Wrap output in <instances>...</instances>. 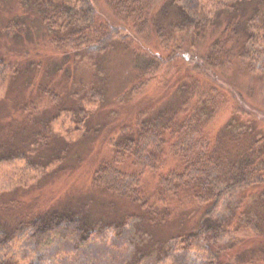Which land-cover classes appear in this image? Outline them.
Masks as SVG:
<instances>
[{
    "label": "trees",
    "instance_id": "1",
    "mask_svg": "<svg viewBox=\"0 0 264 264\" xmlns=\"http://www.w3.org/2000/svg\"><path fill=\"white\" fill-rule=\"evenodd\" d=\"M18 1L20 11L9 12L7 21L2 20L6 23L0 26V42L30 44L33 40L24 35L37 32L57 59L47 60L48 67L42 68L43 60L7 57L0 47V89L7 86L6 96L0 99V117L21 114L19 120L11 118L7 133L0 127V136L6 134L0 138V159L24 157L30 166L40 168L78 159L72 148L81 139L64 141L52 130V122L65 111L89 117L86 124L91 133L100 129L91 127L97 112L82 113L87 106L85 95L79 107H68L66 100L77 102L76 91L56 81L59 76L70 78V66L78 60L87 57L98 65L100 57L113 53L128 56L136 73L130 93L171 70L179 72L186 64L163 102L145 105L131 120H122L108 140L111 158L94 172L98 188L138 205L128 216L137 217L139 234L148 236L147 241L141 237V247L119 264H146L150 256L163 261L191 250L203 253L201 264H264V131L258 121L264 118V110L254 103H241L242 91L218 75L219 69L240 65L264 81V0H217L211 10L203 0H105L115 22L100 19L93 0ZM217 17L223 18L222 28L200 54L193 48L195 33L215 23ZM93 72L89 86L97 87L105 97L106 90L100 87L106 78L98 70ZM167 79L164 84L172 78ZM17 86L32 88L36 99L49 101L51 109L39 111L32 93L24 97L32 107L26 100H12ZM232 98L236 104L231 117L213 132L211 123ZM48 133L55 138L48 140ZM146 170L158 175V203L149 201L143 190ZM93 202L99 199H79L16 218L7 213L9 205L0 201V248L21 234L39 252L58 241L87 250L101 224L91 215ZM121 220L123 224L129 218ZM149 225H166L172 232L159 236L143 230ZM246 230L256 237L250 244L253 240L246 237ZM0 264L19 263L13 257H0Z\"/></svg>",
    "mask_w": 264,
    "mask_h": 264
},
{
    "label": "rangeland",
    "instance_id": "2",
    "mask_svg": "<svg viewBox=\"0 0 264 264\" xmlns=\"http://www.w3.org/2000/svg\"><path fill=\"white\" fill-rule=\"evenodd\" d=\"M93 2L100 19H109L115 22V17L105 0H93ZM216 3L217 0H203L202 2L207 10H211ZM0 4L4 6L0 8V26H2L6 23V16L9 12L16 13L20 11V3L18 0H0ZM5 19L6 21H2ZM222 19V17H217L215 23L213 22L206 29L197 30L195 39L192 41L195 43L193 48L197 52L203 54L209 49L215 31L217 33L222 28L220 26ZM38 35L37 32H32L31 36H28V34L24 35L25 39L33 40L30 44L29 41H25L24 44L26 45L2 41L0 42L1 50L5 52L7 57L12 56L20 60L26 57L43 60L44 65L42 68H46L48 67L47 60H55L57 58H55L56 55L52 52V48L46 43L44 37ZM183 39L187 41L189 36L185 33ZM28 49L31 51L30 54L21 53ZM127 57H120L119 54L113 53L105 59L100 57L98 65L84 57V59L78 60L76 66H70V78L65 79L63 76H59L56 79V81H60L63 84L67 83V87L72 92L76 91L77 102H72L71 98L66 100L68 107H79L83 99H80V97L85 95L84 100L87 106L82 113L87 114L92 110L95 113L97 112L96 117L91 120L93 123L91 127L92 129L97 127L100 129L96 132L93 130L92 133L91 128L88 127L89 124L86 122L89 119L86 115L77 117L76 113L74 115L73 112L65 111L52 122L53 132L61 136L64 141L81 139L75 145L73 144L74 147L72 148L76 151V158L78 159H71L67 165L66 162L61 164L53 162L47 168L30 166L24 157L9 159L1 157L2 159H0V201L9 205L7 211L9 215L18 218L22 214H32V212L45 210L53 205H67L71 202L78 203L79 199L86 201L97 197L99 202L91 204V215L93 217L95 215V218L100 220L101 226L97 224L100 228L94 242L87 250H83L76 249L72 244L58 241L53 246L39 252L30 241L26 240L25 236L20 234L12 238L8 246L0 248V257H13L19 264H28L30 262H38L40 264H119L122 259H125L129 254H135L139 246L141 247V237L145 241L148 240L147 235L143 234L141 236L139 234L140 228L135 224L137 217L134 219L132 216H128V212L136 211L138 205L129 201L130 199L127 197L98 188L94 183L93 175L100 164L111 158L112 149L108 140L122 123V120H131L136 116L140 108L145 105L163 102L166 99L170 84L174 82L173 80H175L176 76L185 71L186 64L181 65L184 68H181L179 72L171 70L173 74L170 72L164 77L148 83L137 93H130L128 88L131 86V82L136 79V73L132 68L131 61L128 62ZM123 58L127 62L122 61ZM88 67L98 70L99 74L106 78L105 81L107 82L100 87V89L106 90L105 97L103 92L97 87L92 88L89 86V82L94 78L93 71L95 70H91ZM200 74L205 77L202 72ZM218 75L229 79L242 91L243 98L241 103H254L264 110V81H261L255 74H251L246 67L232 65L226 69H219ZM73 76H78L79 78L74 80ZM167 77V80L172 79L167 84H164L166 83L164 79ZM63 79L65 80L63 81ZM126 86L128 87L126 88ZM15 89L12 100H26L29 107L28 98L24 97L32 93L39 111L45 108L51 109L52 104L49 101H44L42 97L36 99L38 96L33 93L32 88L27 90V88L23 89V87L17 86ZM6 92L7 86L5 85L0 89V99L6 96ZM108 95L110 98H107ZM232 99L229 106H226L211 123L210 129L213 132L218 131L224 122L231 117L233 113L232 107L234 103L236 104V100ZM102 102L104 103L103 107L100 105ZM30 106L32 107V104ZM11 112L17 114L15 110ZM20 115L19 113L17 117H0V127H5L4 131L7 133L10 129L11 118L19 120L18 116ZM21 118L23 119V117ZM106 120L108 123L105 125ZM258 121L264 131V118H259ZM38 122L39 124L36 128L39 127L41 120ZM48 134L51 135L48 140L55 138L52 133ZM84 134L90 135L87 138H83ZM4 135L6 136V134ZM4 135H1L0 138H3ZM62 138L57 137V139L63 141ZM42 151L49 153L50 150ZM158 186L160 185L157 173L146 170L142 178V187L146 195L150 197L148 198L149 201L157 202L159 197ZM110 203H112L113 207H109ZM112 209L114 211L110 213ZM12 210L16 213H13ZM126 216L129 220L127 223L122 224L121 219L122 217L126 219ZM105 217L110 220H115L118 217L120 219L118 221L115 220L116 222L108 221L105 223L103 222L104 219H102ZM141 225L143 224L141 223ZM170 229L166 225L162 227L149 225V228L143 230H149V233L157 232L159 236H164L172 232ZM245 234L247 238L251 237L253 240L249 244L256 240L252 232L246 230ZM174 255L171 254L163 261L158 260L159 257L150 256L151 258L148 259L146 264H201L203 262V253L199 251L178 252Z\"/></svg>",
    "mask_w": 264,
    "mask_h": 264
}]
</instances>
